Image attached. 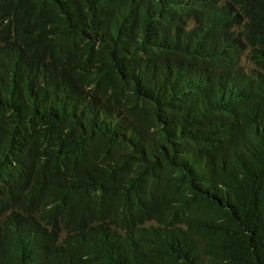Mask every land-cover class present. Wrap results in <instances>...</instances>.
Returning <instances> with one entry per match:
<instances>
[{
    "label": "trees",
    "instance_id": "obj_1",
    "mask_svg": "<svg viewBox=\"0 0 264 264\" xmlns=\"http://www.w3.org/2000/svg\"><path fill=\"white\" fill-rule=\"evenodd\" d=\"M0 264H264V0H0Z\"/></svg>",
    "mask_w": 264,
    "mask_h": 264
}]
</instances>
